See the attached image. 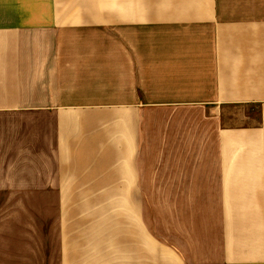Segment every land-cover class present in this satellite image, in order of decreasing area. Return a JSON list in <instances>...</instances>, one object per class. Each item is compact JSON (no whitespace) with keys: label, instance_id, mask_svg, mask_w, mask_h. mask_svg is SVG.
<instances>
[{"label":"crops","instance_id":"1","mask_svg":"<svg viewBox=\"0 0 264 264\" xmlns=\"http://www.w3.org/2000/svg\"><path fill=\"white\" fill-rule=\"evenodd\" d=\"M35 203L58 264H264V0H0V206Z\"/></svg>","mask_w":264,"mask_h":264},{"label":"rangeland","instance_id":"2","mask_svg":"<svg viewBox=\"0 0 264 264\" xmlns=\"http://www.w3.org/2000/svg\"><path fill=\"white\" fill-rule=\"evenodd\" d=\"M246 111L245 109L228 111L225 123L232 126L249 123L245 116ZM253 111L256 115V110ZM203 121L201 115L202 137L210 134ZM212 135L211 130L210 136ZM144 155L143 148V162ZM55 226L52 203L0 206V264H58Z\"/></svg>","mask_w":264,"mask_h":264}]
</instances>
